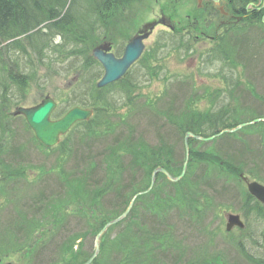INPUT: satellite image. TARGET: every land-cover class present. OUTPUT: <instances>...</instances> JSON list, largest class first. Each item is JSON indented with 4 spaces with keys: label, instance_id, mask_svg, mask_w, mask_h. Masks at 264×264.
I'll return each mask as SVG.
<instances>
[{
    "label": "rangeland",
    "instance_id": "rangeland-1",
    "mask_svg": "<svg viewBox=\"0 0 264 264\" xmlns=\"http://www.w3.org/2000/svg\"><path fill=\"white\" fill-rule=\"evenodd\" d=\"M160 1L162 2V0ZM160 31L159 29L156 30L153 37L147 40L145 43L146 48L153 46L154 42L158 40ZM258 33L257 38L253 34H251V38L257 52H264V34L259 31ZM99 37L98 32L97 38ZM95 40L96 35L93 36V41ZM197 40L198 38H194L192 42L194 43ZM261 41H263V44ZM213 46L204 40L199 41L194 44L193 51L186 58H182L178 52H171L172 46H168L164 49L161 55L163 58L159 60V63H162L165 67V74L168 77L181 78L190 75L193 71L196 75L199 74V76L193 77L197 85L195 94L198 97L206 88L210 92H215L218 90L220 82L208 76L216 73L218 68L224 67L219 63L213 64L212 62L209 64L205 61L208 60L206 57L203 58V63H201L198 57L201 52L206 53ZM238 52L242 51L238 50ZM8 55H10V58H8L7 64L11 66L18 63L21 66L19 71L28 74L29 79L26 80V85L21 89L19 95L18 91H13L8 87L5 97V100H8L6 112L10 108L11 110L14 108L12 105L15 100L25 101L23 105L26 106L38 104L41 101V93L58 100L63 99L64 97L59 91L69 85V81L76 75L79 66L78 60L74 59L57 61L52 57V59L39 60L33 56L22 55L19 51H11ZM208 55L206 54V56ZM258 61L261 63L260 68H263L262 61ZM242 64H244L243 68L247 67L244 61H242ZM75 68L76 71L72 70ZM248 71L249 69L244 74H247ZM143 72L139 65L132 71L134 75H138L139 85H145L140 89L141 93L149 97L160 96L164 92V81H158L157 79H154L151 83L143 81L141 78ZM229 72L231 73V71ZM82 78L78 77L77 79L82 80ZM175 81L172 82L175 83ZM252 84L262 87L264 81L260 77L259 80H253ZM186 91H189L186 85L184 87L178 85L168 90L166 99H170L171 108L168 109V103L161 100L156 104L160 112L155 110V115L150 116L146 109L141 111L143 113L141 116L128 113L126 119L129 122L125 123L126 128H122V124H120L121 126L112 134V137L106 141L98 138H95L94 141H92V138L80 139V131L84 127L81 129V126H75L68 136L66 135L67 141L73 143V151L69 155H65L61 166L63 172L69 174L65 182L55 172V165H58L57 153L54 155L46 154L37 145L30 143L28 141L30 135L24 130L22 120L10 119L8 126L10 125L11 133L9 135L5 131V137L0 139V151L9 149V153H13L11 154L13 157L10 158V156L8 157L9 154H6L7 162L17 163L14 167L17 169L22 167L28 178L25 181L26 184L12 183L9 186V189L14 192L10 194V197L6 198V194H4V197L0 196V206L1 204L7 205L3 212H0V229L4 224L13 227L14 224L18 223L6 247V250L12 256H9V258L2 257L3 264L8 262L11 264L63 263L66 244L73 241V238L77 235L80 236L79 242H81L83 235L81 221H83L84 216L77 214L78 212L75 209L71 210L70 204L74 203L76 199L74 197L69 199V191L72 185H76L82 190L87 187L86 197L89 198L92 194L103 189L107 181L114 177L110 173L111 171H114L115 174L120 172L115 168L116 164H113V158L107 156L105 151L110 142L124 139L121 141L133 143L136 148L138 145L139 147L145 146L146 149L155 152L162 149L160 154L150 156L147 161L150 164L155 163L154 161L167 163V159H172L175 165L180 166L184 160L181 131L167 122V119L174 123H181V119L193 109V107L191 109L185 106L182 102ZM243 91L238 90L237 93L241 94ZM259 93L264 97V87ZM220 95L221 97L218 96L213 104H210L207 99L195 100L193 103L196 106L194 110L196 113L211 115V113L215 114L216 112L225 114L229 109H233L234 104L228 101L225 94L221 93ZM254 101L252 99L251 102ZM137 103V106L142 105L140 101ZM250 107L251 105L248 112L251 109ZM260 111L258 109V113ZM160 114L164 117L156 116ZM97 120L95 118L92 122ZM2 121L5 122V119ZM229 122L231 123L232 120ZM234 123L237 124L238 121ZM90 125L95 126L94 123ZM104 127L101 128L104 129ZM261 127H248L232 135L225 134L206 143L193 142L190 147L193 152H200L208 148L207 151H213L214 156L219 160L238 162L236 165L243 166V171H246V169L252 171L254 172L252 176H255V179L264 180V145L260 141L264 131L261 130ZM95 129L99 131L97 128ZM3 130V126L0 125V135ZM202 130L207 134L210 132L207 127H203ZM255 132L258 133V137L252 138L251 135ZM14 149H18V151L15 153ZM188 170L186 177L181 181L182 188L186 193L184 198L174 192L175 187L173 189L166 186L162 181L154 188V196H150V209L153 207L155 199L173 198L174 195L180 198L178 208H171L173 205L168 204L162 213H150V219L147 221L149 229H144V231L134 227V220L143 217V214L132 216L130 220L127 218L123 225L117 226L105 239L104 253L101 255L103 262L100 264H121L125 254V252L123 253L122 244H106L108 241L117 239V235L121 232L125 235L136 234L137 237H140L141 245L145 241V237H142L141 233L149 234L150 240L157 237L164 242L166 250L162 249L160 257L157 256L152 262H145V264H213L212 261L214 260H221L225 264H256L251 262L250 258L264 262V208L260 207L257 214L252 213V210L245 205L247 203H245L241 191L242 186H237L225 170L222 171V168L217 167V163L213 166L208 162L193 163ZM139 178L138 175L132 182L127 181V189L132 184L139 186L137 185ZM30 180L32 182L28 183ZM187 188H190V190ZM202 194L214 200L211 201L209 198L210 202L208 203L201 201L200 196ZM102 199L109 202L108 205H104L106 207V211L103 213L104 218L117 215L123 208L121 204H114L118 200L114 201V197L110 192ZM121 199L123 202L124 198ZM191 201L193 210L189 211L187 205ZM46 205H48L47 209H45ZM66 205H68L67 211H64L66 209L63 211L67 213H62L57 207ZM214 207L218 211L214 212ZM139 211H143V207H140ZM228 213H236L241 216L245 225L242 231L235 229L229 234H225L224 222ZM101 217L102 215H99V218ZM144 219L142 218L140 221L143 222ZM92 243V239L88 240L85 244V250H89L93 246ZM237 247L244 251L243 256L240 255V257L236 253ZM167 257H169V260H167ZM123 261L125 262L124 259Z\"/></svg>",
    "mask_w": 264,
    "mask_h": 264
},
{
    "label": "trees",
    "instance_id": "trees-1",
    "mask_svg": "<svg viewBox=\"0 0 264 264\" xmlns=\"http://www.w3.org/2000/svg\"><path fill=\"white\" fill-rule=\"evenodd\" d=\"M121 1L123 0H0V119L6 118L5 112L8 106L5 97L10 83L12 82L13 85L19 88H23L26 85V77L19 74V64L14 63V65L11 66L7 64L8 61L6 58L10 50L18 49L26 53L24 49L30 48L38 52V54L42 51L44 52V49L47 50L48 47H50L48 43V41H50V34L55 33L62 36L64 29L69 30L67 27L73 28L75 34L79 37L80 34L78 33L81 31H77L76 33L75 28L77 25L73 26L72 24L66 23L68 15L73 13L74 17L83 19L81 16H84L83 13L87 10L91 11V13H95L103 3L112 9L119 5ZM83 27V25H79L78 29L81 30ZM69 31L72 38L76 36L75 34V36L71 34L72 30ZM21 36H23V39L21 41L17 40V38ZM62 38L64 39L63 36ZM82 39L83 37L80 40ZM6 43L7 45H3ZM87 135L90 136V131ZM122 143V152L132 154L134 162L144 168V170H141V174L148 178L153 166L147 159H150V156L154 154H160L162 150L160 149L158 152H155L146 149L145 146L139 147L138 145L136 148L131 143ZM118 151L119 149H112L110 154H107V156L113 158V164H118L120 161L119 155H116ZM66 154H68L66 150H60V155L58 156V168L60 171ZM110 173L112 175L118 174H115L114 171ZM117 181L118 180H109V185L114 186ZM171 187H175L174 192H176L178 196L181 197L183 195L181 184L171 185ZM140 189L141 188H133L130 195L132 196ZM115 191L117 196H119L118 190L116 189ZM153 191L151 193L152 195L149 194L136 201L128 220H130L132 216L142 214V212L139 211L140 207L145 209L144 212L149 215L150 218V213L160 214L168 204L179 206L180 198L174 195L173 198L166 197L162 200L155 199L154 205L150 209V196H154ZM96 194L100 195L98 192ZM128 200L129 197L126 198L123 209L128 203ZM149 218H145L143 223L138 217L134 220V227L140 229V231H144V229L147 230V221ZM99 228L97 230H99ZM140 235L145 237V241L142 242V245L140 243V237L137 236H124V238L122 236L120 238L121 240L106 242V244H122L123 253L125 252L123 255L125 262L122 259L121 264H145L146 260L144 259V254H146V257H150V236L147 233H141ZM146 246L147 249L145 248ZM102 262L103 260L95 261V264H100Z\"/></svg>",
    "mask_w": 264,
    "mask_h": 264
},
{
    "label": "water",
    "instance_id": "water-1",
    "mask_svg": "<svg viewBox=\"0 0 264 264\" xmlns=\"http://www.w3.org/2000/svg\"><path fill=\"white\" fill-rule=\"evenodd\" d=\"M140 37L133 39L126 47L123 57L119 60H115L112 55H104L97 51H94V56L103 64L105 69V75L102 80L99 82L98 86H104L108 83L118 80L124 72L130 67V65L137 60L139 55L142 52L143 46L141 44ZM55 105L51 100H45L40 105L31 109H17L13 115H22L29 126L33 131L36 139L42 143L45 147H52L58 143L60 135L66 133L69 127L76 121L85 120L89 117V112L82 111L80 109H72L69 111L62 119L52 122L49 120L51 112L54 110ZM256 120L254 122H258ZM188 137H191V134H186L185 142ZM197 139V138H196ZM186 151H187V144ZM186 164L183 165L181 175L177 178H172L162 169H157L152 174V183L154 181L155 174L157 172L163 173L169 181H178L180 177L184 174ZM249 191L252 192L261 202L264 203V188L258 186L257 184H249ZM150 188L147 190L149 191ZM145 193V192H144ZM135 198V197H134ZM128 205L125 212L120 215L115 220L108 222L103 229L97 234L94 244V253L91 258L84 264H90L91 261L95 258L99 251V241L102 234L112 225L123 220L128 214L133 200ZM233 225H239L237 217H230L228 229Z\"/></svg>",
    "mask_w": 264,
    "mask_h": 264
},
{
    "label": "flooded vegetation",
    "instance_id": "flooded-vegetation-1",
    "mask_svg": "<svg viewBox=\"0 0 264 264\" xmlns=\"http://www.w3.org/2000/svg\"><path fill=\"white\" fill-rule=\"evenodd\" d=\"M194 1L196 2L195 7L199 8V10H203L204 7L212 8L213 3L211 0H199V3L198 0ZM250 3L254 5L251 6ZM213 6L219 12V7H216L214 4ZM219 6L223 9L222 13L220 12L221 18L217 21V24L208 23L205 24L206 27L236 24L244 18H249L251 15H258L264 9L260 6L259 0H219ZM190 24L188 25L189 27H196L198 25L196 22H190Z\"/></svg>",
    "mask_w": 264,
    "mask_h": 264
}]
</instances>
